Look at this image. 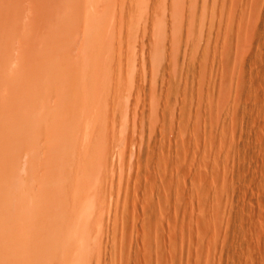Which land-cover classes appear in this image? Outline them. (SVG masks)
I'll use <instances>...</instances> for the list:
<instances>
[{"label": "rangeland", "instance_id": "rangeland-1", "mask_svg": "<svg viewBox=\"0 0 264 264\" xmlns=\"http://www.w3.org/2000/svg\"><path fill=\"white\" fill-rule=\"evenodd\" d=\"M0 264H264V0H0Z\"/></svg>", "mask_w": 264, "mask_h": 264}, {"label": "bare ground", "instance_id": "bare-ground-1", "mask_svg": "<svg viewBox=\"0 0 264 264\" xmlns=\"http://www.w3.org/2000/svg\"><path fill=\"white\" fill-rule=\"evenodd\" d=\"M178 6H179V5H178ZM11 124H12V123H11ZM86 170H87V169H86ZM84 185H86V184H84ZM64 190H65V189H64ZM73 195H74V194H73ZM61 196H62V195H61ZM61 196H59V198L62 199V202H64L65 204L62 203L61 206H60V208L63 207V208L65 209L64 205H66L68 202L66 203V202L64 201L65 199L63 200V197H61ZM79 196H80V195H78V197H79ZM76 197H77V196H76ZM59 198H58V200H59ZM68 198H69V197H68ZM70 199H71L70 201H72V198H70ZM75 199H77V198H75ZM79 199H80V197L78 198V200H79ZM87 199H89V198H87ZM66 201H67V200H66ZM12 202H13V201H12ZM79 202H80V200H79ZM79 202H77V203H79ZM8 203H9V202H8ZM60 203H61V201H59V205H60ZM83 203H84V202H83ZM83 203L80 202V204H83ZM47 204H48V203H47ZM68 204H69V203H68ZM68 204L66 205V207H68ZM71 204H74V201H73V203H70V205H71ZM75 204H76V203H75ZM75 204H74V205H75ZM62 205H63V206H62ZM74 205H73V206H74ZM88 205H89V204H88ZM75 206L77 207V205H75ZM84 207H86V206H84ZM51 208H52V207H51ZM56 208H57V207H56ZM63 208H61V210H62ZM69 208H71V207L69 206ZM69 208H66V209H69ZM28 210H29V209H28ZM58 210H59V209H58ZM58 210H57V211H58ZM70 210H71V209H70ZM84 210L87 211L88 208H87V209L84 208ZM95 210H96V209H95ZM35 211H36V210H35ZM39 211H40V209H39ZM89 211H90V210H89ZM27 212H29V211H27ZM59 212H64V211L62 210V211H59ZM52 213H53V212H52ZM55 213H56V212H55ZM82 213H83V211H82ZM88 213H89V212H88ZM22 214H23V213H22ZM60 214H61V213H60ZM85 215H87V213H86ZM85 215H84V213H83V216H85ZM104 215H105V214H104ZM40 216H41V215H40ZM46 217H47V216H46ZM37 218H39V217H37ZM82 220H83V219H82ZM84 230H85V229H84Z\"/></svg>", "mask_w": 264, "mask_h": 264}]
</instances>
